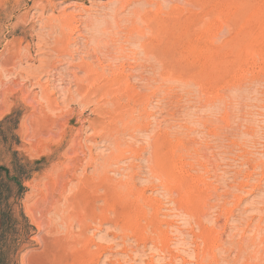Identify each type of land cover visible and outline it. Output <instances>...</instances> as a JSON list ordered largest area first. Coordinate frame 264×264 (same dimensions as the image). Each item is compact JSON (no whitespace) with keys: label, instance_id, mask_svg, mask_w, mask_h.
<instances>
[{"label":"rangeland","instance_id":"374dc122","mask_svg":"<svg viewBox=\"0 0 264 264\" xmlns=\"http://www.w3.org/2000/svg\"><path fill=\"white\" fill-rule=\"evenodd\" d=\"M0 168V264H264V0H0Z\"/></svg>","mask_w":264,"mask_h":264},{"label":"bare ground","instance_id":"6f19581e","mask_svg":"<svg viewBox=\"0 0 264 264\" xmlns=\"http://www.w3.org/2000/svg\"><path fill=\"white\" fill-rule=\"evenodd\" d=\"M129 1H130V0H129ZM131 1H132V0H131ZM127 4H128V3H127ZM129 4H130V2H129ZM37 5H38V4H37ZM50 5H51V4H50ZM122 5H123V4H122ZM123 6H124V5H123ZM123 6H121V7H123ZM123 8H124V7H123ZM36 9H37V7H36ZM37 10H38V9H37ZM48 11H49V10H48ZM135 14H136V12H135ZM116 16H118V14H117ZM142 17H143V16H142ZM65 18H66V17H65ZM65 18H64V19H65ZM134 18H135V17H134ZM136 18H137V17H136ZM61 19H63V18L61 17ZM64 19H63L62 21H64V23H66V22H65L66 19H65V20H64ZM115 19H116V18H115ZM130 19H131V18H130ZM130 19H129V20H130ZM68 20L70 21V19H68ZM68 20H67V21H68ZM62 21H61V23H62V30H63V29L65 30V28H63L64 23H63ZM136 21H137V19H136ZM48 22H50V21H48ZM69 23H70V22H68V24H69ZM71 23H72V22H71ZM74 23H75V22H74ZM43 24H44V23H43ZM46 24H47V23H46ZM54 25H55V24H54ZM69 25H70V24H69ZM45 26H46V25H45ZM45 26H44V27H45ZM51 26H52V25H51ZM64 26H65V25H64ZM71 26H72V24H71ZM71 26H70V27H71ZM131 26H132V25H131ZM46 27H48V26H46ZM49 27H50V26H49ZM49 27H48V28H49ZM65 27H66V26H65ZM133 27H134V26H133ZM136 27H137V26H136ZM128 28H129V27H128ZM44 29H45V28H44ZM51 29H52V28H51ZM76 29H77V28H76ZM95 29H96V28H95ZM99 29H100V28H99ZM138 29H139V28H138ZM62 30H61V31H62ZM78 30H79V29H78ZM103 30H104V29H103ZM127 30H128V29H127ZM49 31H50V30H49ZM52 31H53V30H52ZM61 31H60V32H61ZM66 31H67V30H66ZM101 31H102V30H101ZM104 31H105V30H104ZM124 31H126V30H124ZM53 32H55V30H54ZM63 32H64V31H63ZM77 32H78V31H77ZM105 32H106V31H105ZM68 33H69V32H68ZM70 33H71V32H70ZM100 33H101V32H100ZM74 34H75V33H74ZM125 34H126V33H125ZM127 34H128V33H127ZM136 34H137V33H136ZM50 35H51V34H50ZM60 35H61V33H60ZM110 35H111V34H110ZM133 35H134V34H133ZM105 38H106V37H105ZM115 38H116V37H115ZM115 40H116V39H115ZM132 40H133V38H132ZM138 40H139V39H138ZM99 41H100V40H99ZM99 41L97 40V42H99ZM103 41H104V40H103ZM108 41H109V40H108ZM117 41H118V40H117ZM68 42H69V41H68ZM95 42H96V41H95ZM105 42H106V39H105ZM115 42H116V41H115ZM133 42H135V41H133ZM101 43H102V42H101ZM136 43H137V42H136ZM104 44H105V43H104ZM111 44H112V43H111ZM145 44H146V43H145ZM43 45H44V44H43ZM114 45H115V44H114ZM99 46H101V45H99ZM109 47H110V46H109ZM142 47H143V46H142ZM148 47H149V46H148ZM148 47H147V48H148ZM94 49H95V48H94ZM107 49H108V48H107ZM56 50H57V49H56ZM145 50H147V49L145 48ZM70 51H71V50H70ZM84 51H85V50H84ZM15 52H16V51H15ZM53 52H54V51H53ZM72 52H73V51H72ZM146 52H147V51H146ZM150 52H151V51H150ZM69 54H70V53H69ZM87 54H88V53H87ZM87 54H86V55H87ZM57 55H58V54H57ZM146 55H147V54H146ZM153 55H154V54H153ZM69 56H70V55H69ZM123 57H124V56H123ZM154 58H156V57H154ZM157 58H158V57H157ZM88 66H89V65H88ZM72 67H74V66H72ZM100 67H101V65H100ZM40 68H41V67H40ZM76 68H77V67H76ZM85 68H86V67H85ZM96 70H97V69H96ZM93 71H94V70H93ZM103 71H105V70H103ZM99 72H100V71H99ZM34 74H35V73H34ZM89 74H90V72H89ZM123 74H124V73H123ZM29 76H30V75H29ZM94 76H95V75H94ZM31 77H32V76H31ZM33 77H34V76H33ZM108 77H110V76H108ZM114 77H115V76H114ZM97 78H98V77H97ZM85 79H86V78H85ZM93 79H95V78H93ZM100 79H101V78H100ZM107 79H109V78H107ZM107 79H106V80H107ZM102 80H103V79H102ZM127 80H128V79H127ZM76 81H77V79H76ZM82 81H83V80H82ZM76 83H77V82H76ZM78 83H79V82H78ZM94 83H95V81H94ZM94 83H93V84H94ZM107 83H108V82H107ZM113 83H114V82H113ZM123 83H124V82H123ZM100 85H101V84H100ZM119 145H120V144H119ZM157 145H158V144H157ZM113 146H114V145H113ZM154 147H155V146H154ZM159 148H160V147H159ZM120 149H121V148H120ZM157 149H158V148H157ZM121 150H122V149H121ZM117 151H119V150H117ZM122 151H123V150H122ZM154 151H155V150H154ZM156 151H157V150H156ZM130 152H131V151H130ZM120 153H121V152H120ZM122 153H123V152H122ZM158 153H159V152H158ZM162 153H163V152H162ZM162 153H161V154H162ZM129 154H130V153H129ZM130 155H132V154H130ZM154 155H155V154H154ZM120 156H121V154H120ZM140 156H141V155H140ZM133 157H134V156H133ZM136 157H137V156H136ZM163 157H164V153H163ZM163 157H162V158H163ZM166 158H167V157H166ZM105 159H106V158H105ZM134 159H135V158H134ZM154 159H155V158H154ZM160 159H161V158H160ZM160 159H159V161H160ZM111 160H112V159H111ZM116 160H118V159H116ZM161 160H162V159H161ZM162 161H163V160H162ZM168 161H169V160H168ZM168 161H167V162H168ZM160 162H161V161H160ZM112 163H113V162H112ZM154 163L156 164V162H154ZM154 163H152V164H154ZM163 163H164V162H163ZM163 163H162V164H163ZM165 163H166V162H165ZM114 164H115V163H114ZM170 164H171V163H170ZM103 165H104V164H103ZM108 166H109V165H108ZM150 166H151V165H150ZM152 166H153V165H152ZM152 166H151V167H152ZM156 166H158V165H156ZM172 166H173V165H172ZM151 167H150V168H151ZM165 167H166V165H165ZM103 168H104V167H103ZM105 168H106V167H105ZM105 168H104V170H105ZM148 168H149V167H148ZM156 168H157V167H156ZM159 168H160V167H159ZM173 169H174V168H173ZM96 170H97V169H96ZM150 170H151V169H150ZM157 170H158V169H157ZM107 171H108V169H107ZM107 171H106V173H107ZM153 171H155V169H154ZM160 171H161V170H160ZM166 171H167V170H166ZM151 172H152V171H151ZM161 172H162V171H161ZM172 172H173V171H172ZM106 173H105V174H106ZM155 173H156V171H155ZM169 173H170V172H169ZM153 174H154V173H153ZM171 174H173V173H171ZM171 174H170V175H171ZM130 175H131V174H130ZM164 176H165V175H164ZM171 176H173V175H171ZM171 176H170V177H171ZM105 177H106V176H105ZM161 177H162V176H161ZM134 178H135V176H134ZM161 179H162V178H161ZM161 179H160V180H161ZM105 180H106V179H105ZM87 181H88V180H87ZM100 181H101V180H100ZM88 182H89V181H88ZM110 182H111V181H110ZM84 183H85V182H84ZM102 183H103V181H102ZM106 183H108V182H106ZM120 183H121V182H120ZM123 183H124V182H123ZM133 183H134V182H133ZM117 184H118V183H117ZM129 184H131V183H129ZM86 185H87V184H86ZM100 185H101V184H100ZM105 185H106V184H105ZM123 185H124V184H123ZM131 185H132V184H131ZM132 186H133V185H132ZM112 187H113V186H112ZM80 188H81V187H80ZM120 188H121V187H120ZM122 188H123V187H122ZM98 189H99V188H98ZM113 189H114V188H113ZM113 189H112V190H113ZM125 189H126V188H125ZM79 190H80V189H79ZM113 192H114V191H113ZM123 193H124V192H123ZM128 193H129V192H128ZM118 194H119V193H118ZM130 194H131V193H130ZM143 194H144V193H143ZM115 196H116V195H115ZM133 196H134V195H133ZM138 197H139V196H138ZM141 198H142V197H141ZM87 203H88V202H87ZM88 205H89V204H88ZM86 207H87V206H86ZM95 207H96V206H95ZM90 208H91V207H90ZM90 211H91V209H90ZM93 211H94V210H93ZM94 212H95V211H94ZM79 240H80V239H79ZM80 241H81V240H80ZM86 241H88V240L86 239ZM86 241H85V242H86ZM83 243H84V242H83ZM86 244H87V243H86ZM79 246H80V245H79ZM81 246H82V245H81ZM87 246H88V245H87ZM82 247H83V246H82ZM84 247L86 248V246H84ZM88 247H89V246H88ZM88 249H90V248H88ZM111 249H112V248H111ZM83 251H85V249H83ZM88 251H89V250H88ZM88 251H87V252H88ZM88 255H89V254H88ZM92 255H95V254L93 253ZM92 255H91V256H92ZM93 257H94V256H93ZM92 260H93V259H92ZM90 263H92V262H90Z\"/></svg>","mask_w":264,"mask_h":264},{"label":"trees","instance_id":"16d2710c","mask_svg":"<svg viewBox=\"0 0 264 264\" xmlns=\"http://www.w3.org/2000/svg\"><path fill=\"white\" fill-rule=\"evenodd\" d=\"M0 171H5V169L3 168H0ZM18 185L22 188L21 186V183L18 182V180H16ZM23 189V188H22ZM2 196H3V192L1 191L0 189V216H1V221H0V230L2 229H7L9 228L10 225H12V221H11V218L13 217V215L11 214L12 210H11V206H5V208L7 209V211L5 209L2 208V206L4 205V200L2 199ZM21 217L23 218L24 220V223H25V226H24V230L27 232V235H29V231L32 230V226H30L29 222H28V219L25 217V215L21 214Z\"/></svg>","mask_w":264,"mask_h":264}]
</instances>
